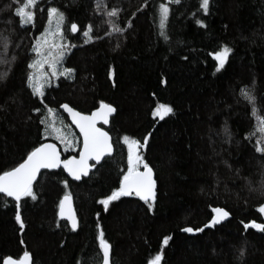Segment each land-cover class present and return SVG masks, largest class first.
<instances>
[{"label": "trees", "instance_id": "16d2710c", "mask_svg": "<svg viewBox=\"0 0 264 264\" xmlns=\"http://www.w3.org/2000/svg\"><path fill=\"white\" fill-rule=\"evenodd\" d=\"M25 3L0 0V175L47 140L78 153L63 103L114 106V152L80 181L44 170L0 194V264H102L104 243L110 264H264V0H35L22 17ZM53 12L61 38L39 48ZM132 155L152 202L116 195ZM216 207L228 220L203 228Z\"/></svg>", "mask_w": 264, "mask_h": 264}, {"label": "water", "instance_id": "95a60500", "mask_svg": "<svg viewBox=\"0 0 264 264\" xmlns=\"http://www.w3.org/2000/svg\"><path fill=\"white\" fill-rule=\"evenodd\" d=\"M75 31V26H72ZM60 109L67 116L70 124L76 129L81 145L77 154L64 156L59 145L47 140L35 147L28 156L16 167L0 175V194L18 200L36 182L44 170L62 169L65 175L74 181H80L89 176L95 166L114 152L112 137L105 127L115 114L111 104L102 103L89 113L63 103ZM135 155L130 157V173L120 181L118 196L133 194L143 201H154L157 181L153 170L146 166L143 169L132 170ZM59 216L66 219L72 227L77 225V216L70 196L62 198L59 205ZM260 216L264 221V205L260 208ZM229 213L220 207L213 209L210 220L203 228H210L228 220ZM102 264H110V247L102 244ZM2 264H32L29 253L22 254L18 259L5 257Z\"/></svg>", "mask_w": 264, "mask_h": 264}, {"label": "rangeland", "instance_id": "374dc122", "mask_svg": "<svg viewBox=\"0 0 264 264\" xmlns=\"http://www.w3.org/2000/svg\"><path fill=\"white\" fill-rule=\"evenodd\" d=\"M34 1L35 0H26V3L24 5L25 7L19 8L18 11H16V12L20 13V15L22 17H26V15H28V13L26 12V7H31ZM61 23H62V16L57 12L51 13V16H50V19L48 22L49 26L45 30L44 34L41 36V39H40L41 43L38 44L39 48L46 47V46L56 47L58 45L57 41L61 38V36H60V34H61ZM50 54H52L50 50L47 51L46 53H42V51H40L39 54L37 55V57L35 58V61H34L35 66L41 67V65L45 63L47 56ZM53 60H54V57L49 60L47 70H45L43 72L42 69H39L40 72L37 71V74H36L37 80H40V79L43 80L45 77L47 79L49 74H50L49 72L53 73L52 71L56 67L55 63L52 62ZM263 126H264V124H263ZM263 132H264V127H263ZM67 146H69V147L71 146L70 141L68 142ZM130 148L133 149V147H130ZM129 168H130V165H129ZM132 170H135L134 165L132 167Z\"/></svg>", "mask_w": 264, "mask_h": 264}]
</instances>
